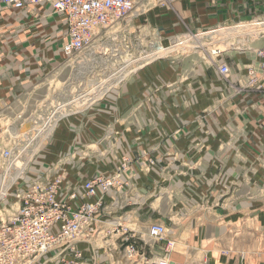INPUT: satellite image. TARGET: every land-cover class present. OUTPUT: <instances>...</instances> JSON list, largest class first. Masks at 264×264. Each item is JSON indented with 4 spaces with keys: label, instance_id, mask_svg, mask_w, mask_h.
<instances>
[{
    "label": "crops",
    "instance_id": "0c3cea01",
    "mask_svg": "<svg viewBox=\"0 0 264 264\" xmlns=\"http://www.w3.org/2000/svg\"><path fill=\"white\" fill-rule=\"evenodd\" d=\"M257 2L264 3L184 0L175 11L151 12L147 22L166 43L188 30L249 19L264 10ZM43 10L23 18L0 13V110L35 93L63 59L48 45L57 20L45 25L37 15ZM221 59L232 66L228 79L205 53L158 60L125 82L121 101L109 98L65 120L54 138L83 181L129 160L130 185L107 201L108 210L123 218L149 259L165 253L167 241L148 236L151 224L163 223L175 246L207 245L206 264H264V79L261 88L246 84L254 51H225Z\"/></svg>",
    "mask_w": 264,
    "mask_h": 264
},
{
    "label": "built area",
    "instance_id": "2783aa9c",
    "mask_svg": "<svg viewBox=\"0 0 264 264\" xmlns=\"http://www.w3.org/2000/svg\"><path fill=\"white\" fill-rule=\"evenodd\" d=\"M181 1L0 0V13L10 10L23 18L42 7L44 10L37 15L45 25L56 18L58 33L57 30L55 33L59 35L55 40L59 46L56 54L63 57L56 67L62 70L72 68L74 75L67 79L68 96L38 104L31 112L26 111L25 106L18 112L13 105L0 110L3 114L15 115L13 119L5 115L7 122L12 120L7 124L14 129L12 133L9 127L5 132L2 129L9 135L8 143L0 150V264H86L85 242L93 238L92 234L99 237L103 224L109 227L106 230L108 235L119 233L123 237L124 254L128 260L139 254L145 258V264H170L168 256L154 259H148L144 253L142 256L135 233L123 218L113 217V210H108L107 201L122 194L130 185L126 179L130 168L128 159L122 161L115 173L95 175L85 181L76 173L72 160L65 163L64 158H60L50 165L40 162L65 120L94 109L109 95L114 97L117 85H124L131 76L152 63L164 58L205 53L220 75L228 79L231 68L221 59L225 50L220 48L229 39L224 32L233 28L242 33L241 29L247 28L249 30L243 32L246 37H250V33L264 36V20L240 21L235 27L223 25V28L212 31L190 30L168 37L166 43L158 28L147 27L155 30L153 36H148L152 34L148 32L150 29L141 25L135 27L140 33L139 47L126 30L121 38L122 44L119 43L121 48L107 50L112 56L102 59V53L93 50L94 37L101 30L140 18L150 6L171 10ZM129 25L125 28L128 29ZM11 26V23L6 24V27ZM51 35L48 36V45L52 47ZM119 51L123 52L121 58ZM162 51L167 55L155 58ZM254 53L255 59L247 69L246 84L250 88H261L264 48H258ZM104 55H107L106 51ZM87 56L92 64L86 73ZM118 60L123 62L116 69ZM89 75L90 79L86 78ZM77 151L74 150V156L79 153ZM149 163L154 166L156 161L150 159ZM148 236L153 241L162 242L166 239L167 227L153 223L148 228Z\"/></svg>",
    "mask_w": 264,
    "mask_h": 264
},
{
    "label": "rangeland",
    "instance_id": "374dc122",
    "mask_svg": "<svg viewBox=\"0 0 264 264\" xmlns=\"http://www.w3.org/2000/svg\"><path fill=\"white\" fill-rule=\"evenodd\" d=\"M257 3H259L258 4L259 6L264 5V3L262 2H257ZM157 9H164V8L150 6L149 8L146 9L142 17L134 18L131 20H126L123 24H116L115 26L105 28L101 30L99 33H96L94 37V49L93 50L95 52L98 51L102 53L100 55L102 59H106L112 56V53L107 52V50L114 49V48L115 49L121 48L119 46V43L122 44L121 38L123 37V35H125L124 32L126 30H128L131 36L135 38L134 41L136 42V46L139 47L138 46L139 41L137 40L138 38H140L139 37L140 33L138 30H137L138 33L135 31V27L141 26V22L143 23L142 28L145 26L146 28L150 27L149 23L147 22V18H148L147 16L151 12ZM164 10L168 12L175 11L176 7L175 9H171L170 11L167 8H165ZM253 20H264V10H260L259 12L254 14L249 19L247 18L238 19L237 21L233 23L226 24L225 27L232 28V27H235L237 23H239L240 21H244L245 23H247ZM254 23L255 22H253L252 25ZM128 24H130L129 25L130 27L126 29L125 25H128ZM152 28L155 29V27H152ZM147 29H150V28H147ZM154 29H150L148 31V32L151 31L152 33V34H149L148 36H153L154 31H155ZM232 29H229V31L231 32ZM244 29H247V28H244ZM244 29H241V30L244 32ZM230 32H227V31L224 32V34L227 35L229 39H227V42L222 43V45H220V48L228 52L229 55L238 53V52L246 53V52L255 51L258 48H264V36L259 37L258 35H255V36L246 37L245 34H243V32L242 33L236 32V30H233V32L231 33ZM57 33H58V30H57ZM57 33L52 32L53 35L51 36V42L53 43L52 48L54 52H58V47H59L58 44L55 43V40L59 37ZM154 38L156 39L155 36ZM150 40H154V39H150ZM209 48L212 49L213 46H209ZM105 51L107 53L106 56L104 55ZM122 53L123 52L119 51L118 53V55L120 54L119 58L123 56ZM166 55L167 53L163 51V54L158 55V57H165ZM201 55L203 56V54ZM155 58H157L156 55H155ZM85 60H86L85 64L87 66L92 64L89 56H87V59ZM122 62L123 61L120 62V60L116 61L115 63L116 69H118V65H121ZM226 63L230 66V68H232L229 62H226ZM71 69L72 68H66V67L63 70L57 67L53 68L51 72L48 73L38 84L39 87L37 88L35 93H29V94L26 93L24 94L23 97H21L20 102L15 103L16 110L19 112L21 111L22 106H25L28 108V110L26 111L31 112L36 109L38 104H42L44 102L56 101V99H61L65 96H68L70 91L67 87L68 85H66L67 79L72 76L74 77V75H72ZM86 78L90 79V75L87 76ZM122 88H123V85L121 84L117 85L115 89L116 93L114 94V97L112 95H109L108 97H105L102 101L109 100V98L111 99V101H115V102L121 101L123 98ZM102 111L105 112L107 110H102ZM88 112L89 111H87L85 114H87ZM5 115L7 116L6 118L11 117L12 119L15 116L14 114H7V113L3 114V112L0 111V129H1L0 130V150H2L5 147V145L8 143L7 138L9 134L4 133V132H5V129L8 128L7 124H10L12 122L11 119H10L11 120L10 122H7ZM28 127L29 126L27 125L26 128ZM2 129L4 130V132ZM55 144L56 143L53 141L52 145L50 146V150H53V151H48L45 154L46 155L45 158L41 159L40 163L42 165L44 164L50 165V163L58 161L61 158L60 153L58 152L59 143L56 145ZM33 175L38 176V173H33ZM260 191L263 192L264 190L261 189ZM112 216L114 217V215ZM108 222L106 223L108 224ZM160 224H163V223H160ZM107 227H106V224L100 225V232H102L101 235L97 237V234L95 235L92 234L93 238H88L86 240L85 245H84L87 251L86 252L87 253L86 254L87 255L86 264H145V261H144L145 258H141L139 254L134 259L128 260L124 254L123 237L119 233H113L112 235H108L106 231ZM110 228L112 229L113 226H110ZM170 234H171V231L167 227V236H166V239L164 240V241H167V244L164 247L165 253L163 256H168L170 264H206V257L204 256V250L207 248V245L203 248V250L190 248L185 243L184 244L179 243L178 246H175V241L168 239ZM142 253L143 252L141 251V254ZM146 257L149 259L148 254L146 255Z\"/></svg>",
    "mask_w": 264,
    "mask_h": 264
},
{
    "label": "bare ground",
    "instance_id": "6f19581e",
    "mask_svg": "<svg viewBox=\"0 0 264 264\" xmlns=\"http://www.w3.org/2000/svg\"><path fill=\"white\" fill-rule=\"evenodd\" d=\"M254 34L253 33H250L249 36H253ZM163 54V51L159 54H157L156 56L158 57V55H162ZM9 127V126H8ZM12 130H14L11 126L9 127V132L12 133ZM18 134V133H17Z\"/></svg>",
    "mask_w": 264,
    "mask_h": 264
}]
</instances>
